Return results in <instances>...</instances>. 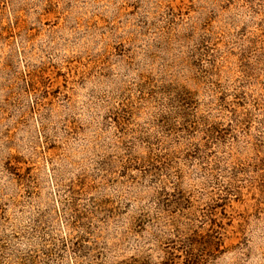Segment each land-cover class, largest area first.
I'll list each match as a JSON object with an SVG mask.
<instances>
[{"label": "rangeland", "instance_id": "1", "mask_svg": "<svg viewBox=\"0 0 264 264\" xmlns=\"http://www.w3.org/2000/svg\"><path fill=\"white\" fill-rule=\"evenodd\" d=\"M0 264H264V0H0Z\"/></svg>", "mask_w": 264, "mask_h": 264}]
</instances>
